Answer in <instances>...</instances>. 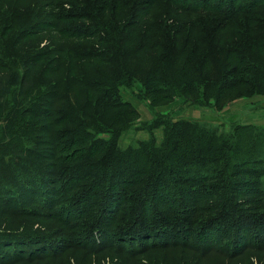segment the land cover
Returning a JSON list of instances; mask_svg holds the SVG:
<instances>
[{"label": "trees", "instance_id": "1", "mask_svg": "<svg viewBox=\"0 0 264 264\" xmlns=\"http://www.w3.org/2000/svg\"><path fill=\"white\" fill-rule=\"evenodd\" d=\"M171 1L189 11H215L218 15L225 13L228 20L226 26L234 28V38L223 41L219 35L221 31L213 26L209 37L205 38V41L212 39L208 43L211 44L205 54L198 55L200 61L190 55L179 67L173 63L170 73L158 68L159 72L144 76L143 90L147 95H152L154 102L168 101L179 93L194 98L193 101L200 105L213 103L219 107L225 95L230 96L239 90L247 95L264 93V20L257 17L260 8V12L264 13V0ZM82 8L76 6L72 13H80L78 10ZM80 23L87 22L71 25L79 26ZM37 55V61L44 56ZM134 60L140 61L138 58L132 59L130 64ZM33 63L30 67L37 64ZM126 63L128 66L127 60ZM29 68L22 76L1 69L0 112L3 109L2 99L9 93L11 85L19 82L23 89V86L31 83L26 82ZM190 69L196 70L198 80L185 82L182 78L178 79L177 75L184 77ZM150 76L153 77L148 78ZM124 78L122 71L117 69L95 70V78L87 81L88 89L84 91L82 103L66 106L61 112L64 117L70 112L79 119L76 121L67 117L62 120L65 125L62 133L52 132L50 126L45 127L54 124L48 119L52 103L38 106L45 115L42 122H37L39 126L30 119L19 123L25 131L33 124L34 130L48 133L49 136L43 141L49 148L45 152L35 151L24 156L28 160L36 159L37 167L25 163L16 174L3 179L6 185L13 184L14 180L23 187L19 193H24V198L14 202L18 206L17 212L22 216L52 214L68 224L89 216L92 219L83 224L84 228L79 232L81 238L70 241L66 237L58 253L56 249L46 250L43 246L27 248L26 244L33 236L21 234L25 239L17 242L20 245L18 248H12L14 243L6 242L7 239L0 236V264H38L39 260L72 249L77 242L131 251L147 245L166 247L189 244L199 246L205 253L217 252L229 260L250 248L262 247L264 212L243 214L228 206L224 208L218 202L225 191V194L228 193V187L237 193L250 194L264 211V151L256 148L260 138L254 133L255 127L240 125L233 131V138L229 142L222 134L200 126L195 120L194 123L175 120L166 131L165 141L169 148L161 150L156 148L157 145L148 148L147 143H143L136 149H120L115 146L114 140L96 134L107 130L119 132L130 118L138 116L135 110L126 109V103L117 99L107 101L110 95L116 97L115 93L99 89L103 85L118 86ZM81 90H76V94ZM50 93H57L59 98L68 97L60 94L63 92L58 88ZM20 102L16 101L11 110L8 125L16 119ZM23 107L21 103L20 110L29 111ZM23 112L20 114L23 115ZM37 114L42 116L40 112ZM144 185L146 192L139 197ZM105 197L107 200H104ZM133 197L138 204L142 203L137 210L130 208ZM81 199L83 202L80 203ZM110 199L113 204H110ZM71 208L75 209L68 214ZM110 209L112 216L108 222H104L102 218L106 216L102 213ZM200 212L202 221L196 226L195 214ZM117 215L125 217L126 222L111 223V218ZM134 229L137 230L136 236L132 233ZM206 230L207 235L204 234ZM125 234H129L128 239ZM232 235L241 239L235 242L238 246L227 245L232 239L228 237ZM135 241L139 244L134 245ZM210 246L215 249H208Z\"/></svg>", "mask_w": 264, "mask_h": 264}, {"label": "rangeland", "instance_id": "2", "mask_svg": "<svg viewBox=\"0 0 264 264\" xmlns=\"http://www.w3.org/2000/svg\"><path fill=\"white\" fill-rule=\"evenodd\" d=\"M76 6L83 7L78 10L80 13H72ZM260 11L261 8L257 17L262 21L264 13ZM79 22L87 23L71 25ZM227 22L223 12L218 15L215 11H189L171 0H0V71L3 68L9 74L19 73L22 76L33 62V65L37 62L35 67L29 68L30 73L26 78V82L31 83L23 86V89L19 82L11 85L9 93L2 99L0 236L6 238V242L14 243L12 248H18L20 245L17 242L24 240L22 235L26 234L27 237L33 236L26 244L27 248L43 246L46 250H58L66 237L70 241L81 238L79 232L84 228L83 224L92 219L89 216L72 220L68 224L52 214L22 216L17 212L18 206L14 202L24 198L25 194L19 193L23 187L14 180L13 184L6 185L3 179L16 174L25 163L37 167V160H28L25 155L35 151L45 152L49 148L46 141H43V138L49 136L48 133L34 130L33 124L25 131L23 127L20 128L19 123L26 119L33 120L34 124L42 122L45 115L38 106L52 103L48 119L54 124L45 127L50 126L52 132L62 133L65 130L62 120L67 117L76 121L79 119L70 112L64 117L61 112L66 106L82 103L84 91L88 89L87 81L95 78V70L122 71L125 78L121 79L118 86L103 85L99 89L116 94V97L110 95L107 101L117 99L127 104V110L133 109L138 113L134 119L131 116L119 132L107 130L96 134L104 139L114 140L115 146L120 149H136L143 143H147L148 148L153 145L161 150L169 148L165 139L170 123L175 120L194 123L195 120L200 126L212 128L218 135L222 134L229 142L233 138V131L240 125H252L255 127L254 133L260 138L256 148L260 152L264 151V93L247 95L239 90L230 96L225 95L217 107L213 103L200 105L193 101L194 98H187L179 93L168 101L154 102L152 95H147L143 90L144 76L159 72L158 68L170 73L173 63L179 67L190 55L200 61L198 55L205 54L211 44L208 43L212 39L205 41V38L209 37L213 26L221 31L219 35L223 41L233 39L234 28L226 26ZM37 54L44 55L40 61H37ZM137 58L140 61L134 60L130 64L132 59ZM126 60L129 62L128 66ZM151 77L153 76L148 78ZM177 77L185 82L199 79L195 69H190L184 77ZM56 88L63 92L60 94L68 97L59 98L57 93H50ZM79 88L82 90L76 94ZM210 100L212 102L211 98ZM16 101H21L16 119L8 125V116ZM21 103L24 104L23 108L29 109L28 112L20 110ZM21 112L24 114L21 115ZM37 112L42 113V116ZM58 121L59 123H55ZM35 125L39 126V123ZM141 189L139 197L146 192L145 185ZM226 190L228 193L225 194V191L218 201L222 207L228 206L243 214L264 212L250 194L237 193L228 187ZM9 196H12L11 199ZM135 199L133 197L131 200L130 208L137 210L142 203L138 204ZM110 200V204H113V200ZM73 209L75 208H71L72 211L68 214ZM112 213L111 209L103 212L102 215L106 216L102 218L103 221L108 222ZM65 214L67 213L63 215ZM201 214H195L196 226L202 221L199 218ZM121 222H126L121 215L111 218L113 224ZM94 233L98 238L97 232ZM132 233L136 236L137 230L134 229ZM207 233L206 230L204 234ZM125 237L128 239L129 234H125ZM228 238H232L227 243L230 247L238 246L235 242L237 239L238 242L241 240L233 235ZM138 244L135 241L134 245ZM260 246L257 249L250 248L229 260L217 252L205 253L199 246L189 244L166 247L147 245L131 251L115 246H94L77 242L72 249L39 260L38 264H260L264 262V243ZM208 249L213 250L215 247ZM58 252L59 250L56 251Z\"/></svg>", "mask_w": 264, "mask_h": 264}]
</instances>
